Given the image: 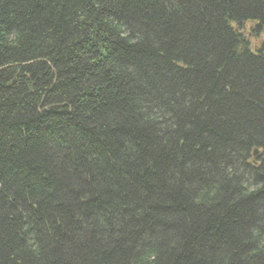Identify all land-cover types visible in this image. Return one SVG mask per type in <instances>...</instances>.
Listing matches in <instances>:
<instances>
[{"label":"trees","instance_id":"1","mask_svg":"<svg viewBox=\"0 0 264 264\" xmlns=\"http://www.w3.org/2000/svg\"><path fill=\"white\" fill-rule=\"evenodd\" d=\"M0 264H264V0H0Z\"/></svg>","mask_w":264,"mask_h":264},{"label":"water","instance_id":"2","mask_svg":"<svg viewBox=\"0 0 264 264\" xmlns=\"http://www.w3.org/2000/svg\"><path fill=\"white\" fill-rule=\"evenodd\" d=\"M257 153H258V149L255 150V155H257Z\"/></svg>","mask_w":264,"mask_h":264}]
</instances>
